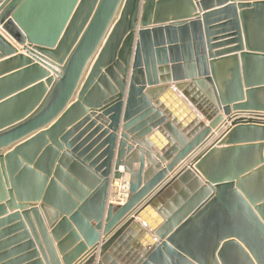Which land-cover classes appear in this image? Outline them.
I'll return each instance as SVG.
<instances>
[{
	"label": "water",
	"instance_id": "95a60500",
	"mask_svg": "<svg viewBox=\"0 0 264 264\" xmlns=\"http://www.w3.org/2000/svg\"><path fill=\"white\" fill-rule=\"evenodd\" d=\"M97 247L264 264V0H0V264Z\"/></svg>",
	"mask_w": 264,
	"mask_h": 264
},
{
	"label": "crops",
	"instance_id": "0c3cea01",
	"mask_svg": "<svg viewBox=\"0 0 264 264\" xmlns=\"http://www.w3.org/2000/svg\"><path fill=\"white\" fill-rule=\"evenodd\" d=\"M211 11V10H210ZM19 49V48H18ZM22 54V53H21ZM226 129V124H224V125H220L218 128H217V130H215L214 132H213V134H214V136H213V138L211 139V141H214L216 138H219V136L221 135V133L224 131ZM210 141V142H211ZM182 165L183 164H181L180 166H178L175 170H173V172H171V173H169L168 174V176H167V180H169V179H171V177H173V175L175 174V173H177V171L179 170V169H181V167H182ZM137 167V165L135 166V168ZM122 168H120V170H119V172L120 173H122ZM123 177H124V179H125V182L127 181V179H128V176L127 175H123ZM124 179L122 178V180L124 181ZM120 183H122V181L120 182ZM113 181L111 180V189H110V191H109V200L111 201V202H114V203H123L124 201H125V193H124V191H121L120 190V192L119 193H116L117 194V196H114V189L113 188H115V187H113ZM118 189H120V188H118ZM159 189V188H158ZM177 190L176 189H174L171 193H170V195H171V197L172 196H175L176 194H177ZM132 216H135V215H133V213L129 216V217H132ZM133 219H134V221L136 222V223H140L139 222V219L138 218H136V217H132ZM137 237H138V234H136V239H137ZM103 238H102V236H101V240H102ZM100 244H101V242H100ZM89 253V251L86 253V254H88ZM98 253H99V247H97L96 248V250H95V252H94V254H93V256H95V260H94V262H93V264H97L98 263V261H99V257H98ZM86 254H84L83 256H81L76 262H74L73 264H82V262H83V264H84V260H86L89 256H90V253L88 254V255H86ZM86 255V256H85Z\"/></svg>",
	"mask_w": 264,
	"mask_h": 264
},
{
	"label": "bare ground",
	"instance_id": "6f19581e",
	"mask_svg": "<svg viewBox=\"0 0 264 264\" xmlns=\"http://www.w3.org/2000/svg\"><path fill=\"white\" fill-rule=\"evenodd\" d=\"M113 187H116L117 189L120 188L119 190L124 191V193L126 194L127 181L125 182V179H124V181L122 180V183H114Z\"/></svg>",
	"mask_w": 264,
	"mask_h": 264
},
{
	"label": "rangeland",
	"instance_id": "374dc122",
	"mask_svg": "<svg viewBox=\"0 0 264 264\" xmlns=\"http://www.w3.org/2000/svg\"><path fill=\"white\" fill-rule=\"evenodd\" d=\"M113 189H114V193H115V194H114V196H117V194H116V193H119V192H120V190H119V189H117L116 187H115V188H113ZM116 189L118 190L117 192H115V190H116Z\"/></svg>",
	"mask_w": 264,
	"mask_h": 264
}]
</instances>
